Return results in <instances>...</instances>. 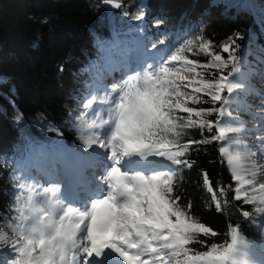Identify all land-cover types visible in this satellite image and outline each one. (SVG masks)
Returning <instances> with one entry per match:
<instances>
[{"label": "snow or ice", "instance_id": "obj_1", "mask_svg": "<svg viewBox=\"0 0 264 264\" xmlns=\"http://www.w3.org/2000/svg\"><path fill=\"white\" fill-rule=\"evenodd\" d=\"M103 2L124 7L117 0ZM122 15L137 21L134 30L145 34L143 6L135 15L126 10ZM163 23L158 19L155 26ZM236 38L243 39L239 33ZM229 39L221 50L227 59L202 35L164 48L160 45L166 44V35L153 41L151 49L119 38L101 44L105 66L97 71L93 63L87 69L91 82L78 98L80 115L73 117L83 148L92 151L87 157L67 151L92 159L93 168L107 161L105 176L97 178L95 188L62 187L60 169L53 167L42 180L19 163L15 171L20 182L14 184L9 206L15 215L0 216L6 221L0 225V254L6 249L11 257L4 264H264V243L249 241L238 225L229 226L223 242L209 244L219 234L192 213L191 200L183 203V173L194 164L190 152L222 142L228 146L219 151L236 187L219 186L220 197L228 206L232 191L235 200L252 205V212L242 215L253 223L259 216L264 235V107L254 110L248 100L253 95L264 100V94L252 85L256 73L248 70L246 75L243 58L235 55L240 45ZM190 53L207 59H192ZM116 72L122 78L109 87L105 80ZM233 111L257 123L249 127ZM214 114L217 118L209 119ZM214 128L217 134L210 140L190 138L192 131L203 134ZM250 139L257 142L255 150ZM203 178L220 211L221 199L207 172Z\"/></svg>", "mask_w": 264, "mask_h": 264}, {"label": "trees", "instance_id": "obj_2", "mask_svg": "<svg viewBox=\"0 0 264 264\" xmlns=\"http://www.w3.org/2000/svg\"><path fill=\"white\" fill-rule=\"evenodd\" d=\"M117 2L124 7L113 10L105 7L103 0H0V216L15 215L9 208L15 194L14 184L20 182L15 168L30 159L34 146H55L64 141L80 149L82 142L73 126V117L80 115L82 104L78 98L82 99L86 84L91 82L87 69L103 58L101 44L119 38L132 45L142 37L151 49L153 41L166 35V44L160 45L164 48L177 40L183 43L202 35L212 41L214 51L227 59L228 53L222 52L221 47L231 38L240 45L235 52L237 57L244 48L248 49L247 70L264 71V0H247L246 6L242 0ZM140 6L145 9L147 23L144 35L134 30L137 21L122 15L125 10L130 16L135 15ZM45 18L46 24L42 23ZM158 19L164 21L159 28L155 26ZM237 33L243 39H237ZM188 55L202 62L207 59L194 53ZM230 70L229 67L225 74ZM253 96L248 100L254 106L258 99H251ZM18 114L23 119L17 120ZM233 115H240L247 123L251 118L243 112L233 111ZM216 118L215 114L209 117ZM215 134V128L203 134L197 130L190 133V138L210 140ZM248 143L254 149L253 140ZM222 146L228 145L212 142L190 152L188 158L194 164L183 173L181 187L186 193L183 203L191 200L192 213L219 234L209 238V244L226 240L230 225H238L249 241L264 243L260 217L253 223L242 215L244 211L252 212L253 206L235 200L232 191L227 193L228 206L220 197L219 186L236 187L229 165L219 151ZM204 172L221 199L220 211L204 187ZM4 223L0 219V225ZM3 252L0 264L11 258L6 249Z\"/></svg>", "mask_w": 264, "mask_h": 264}, {"label": "rangeland", "instance_id": "obj_3", "mask_svg": "<svg viewBox=\"0 0 264 264\" xmlns=\"http://www.w3.org/2000/svg\"><path fill=\"white\" fill-rule=\"evenodd\" d=\"M242 3H243L244 6H246L247 5V0H242ZM137 42H142L143 46L146 49H150L148 47V45L145 43V40L142 37H139V38L135 39L133 41L132 45H129V44L128 45L129 46H135V44ZM225 43H230V41H227ZM213 50H214V47H213ZM153 51H155V50H153ZM239 57L243 58L242 63L245 65L246 75H247L248 74L247 65H248V61H249V51H248V49L244 48ZM97 66H98L97 67V71H100L101 69L104 68V66H105L104 53H103V58L100 59V61L97 62ZM113 75L115 77H117L116 81H114V79L110 78V77L106 78V80H105V83L109 87H111L113 84H118L120 82L121 78H122L121 73H117L116 72V73H113ZM251 82H252V85L257 90H259L262 94H264V71L260 70L259 72H256V75L252 76V81ZM100 94H102V96L104 95L103 92H101ZM251 98L258 99L257 101H255L256 103L254 104V110H258V109H261L262 107H264V104H262V102L264 100H262L260 96H256L255 95V96H253ZM248 123L250 124L249 127H251L253 124H256L257 121L253 120L252 118H250L248 120ZM61 142L59 144L55 145V146H53V145H36V146H34L33 149H32V155H31L30 159L26 161V163H28L27 165H28L29 168H31L34 164L40 165L42 169H46V167L48 166L49 172L53 169V167H55L57 169H60V173H61L62 176L60 175L58 177V179L61 182V186L62 187H67L69 184H71V185H73V188H74V187L78 186V185L75 184V177L73 178L72 176H70L69 168L62 169L63 167H61L62 165H64L66 163L65 162L66 158H64L65 157L64 153L60 152ZM253 142H254V150H255L256 146H257V142L255 140H253ZM39 146H44V147L47 148V150L52 151L54 153L53 156H51V157L46 156L45 155L46 151L37 152L36 148L39 147ZM67 146H69V145L67 144ZM70 147H72V146H70ZM77 151L81 153V156L87 157L92 150H90V149L86 150L81 145L80 149L77 150ZM41 153H43V154H41ZM54 156H55V160H53ZM49 159H51V160H50V162L47 165L45 162H48ZM60 160H63L64 163L57 162V161H60ZM80 160H81V163H79V162H71L70 165L72 166L73 170L76 171V174L83 175L84 176V180L89 181L91 187L95 188L97 186V178H101V177L105 176V173L102 170L103 168L101 170H98V169H95V168L92 169L90 167V164L93 162L92 159H80ZM103 162H104V164H107V161H103ZM23 163H24V165H26L25 162H23ZM31 169L33 170V172L36 175H39L41 177V179L43 180V176L42 175H40L37 172H35V169H33V168H31ZM44 184H45L46 187L47 186H51L46 181H44Z\"/></svg>", "mask_w": 264, "mask_h": 264}, {"label": "bare ground", "instance_id": "obj_4", "mask_svg": "<svg viewBox=\"0 0 264 264\" xmlns=\"http://www.w3.org/2000/svg\"><path fill=\"white\" fill-rule=\"evenodd\" d=\"M117 73H119V72H117ZM113 77H110V78H113L114 81H116L117 80V77H115L114 75H113ZM251 99L255 100L256 98H251ZM262 104H264V101L262 102ZM60 146H62L63 149L65 150L63 153L65 155L64 158H66L65 159L66 160L65 161L66 163L61 166V167H63L62 169L69 168L70 176H72L73 178L75 177V184L76 185L79 186V185H88V184H90L89 181L84 180V176L83 175L76 174V171L73 170L72 166L70 165L71 162H79V163H81V160H80V158L74 156L71 151H67V150H73L74 152H78L77 150H79V149L74 148V147L72 148L70 146H67V144L65 142H63V141L61 142V145ZM36 150H37V152L46 151L45 152V155L46 156H49V157L53 156V154H54L52 151L47 150V148L44 147V146H39V147L36 148ZM78 153H80V152H78ZM50 160L51 159H49V161L48 162H45V163L48 165V163L50 162ZM53 160H55V156H54ZM260 162L264 163V161H260ZM103 165H104V162H102V164L99 165V166H97L95 169L101 170L103 168ZM32 168L35 169V172H37L38 174H40L42 176H43L44 173L49 172L48 166L46 167V169H42L40 165L34 164L32 166ZM91 168L93 169V167H91ZM67 187L73 188V185L69 184Z\"/></svg>", "mask_w": 264, "mask_h": 264}, {"label": "water", "instance_id": "obj_5", "mask_svg": "<svg viewBox=\"0 0 264 264\" xmlns=\"http://www.w3.org/2000/svg\"><path fill=\"white\" fill-rule=\"evenodd\" d=\"M103 5H104L105 7H107V8H110V9H113V10H117V9H115V8H113V7H111V6L107 5V4H105V3H103Z\"/></svg>", "mask_w": 264, "mask_h": 264}]
</instances>
